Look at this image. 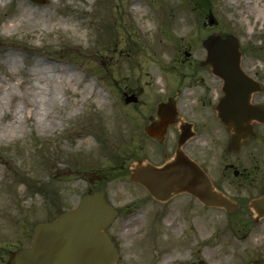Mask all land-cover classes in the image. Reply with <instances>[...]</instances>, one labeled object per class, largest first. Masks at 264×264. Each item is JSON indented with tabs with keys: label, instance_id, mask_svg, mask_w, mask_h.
<instances>
[{
	"label": "rangeland",
	"instance_id": "374dc122",
	"mask_svg": "<svg viewBox=\"0 0 264 264\" xmlns=\"http://www.w3.org/2000/svg\"><path fill=\"white\" fill-rule=\"evenodd\" d=\"M209 34L237 39L241 68L261 80L254 99L264 105V0H0V264L29 246L36 223L101 187L115 207L135 209L108 230L116 264H264V220L243 229L221 208L195 203L155 221L159 208L128 179L132 111L122 92L131 83L151 87L168 66L184 70L185 53L203 59ZM36 61L76 73L58 81L42 115V83L29 79ZM255 131L238 152L207 162L213 183L241 203L264 193V125Z\"/></svg>",
	"mask_w": 264,
	"mask_h": 264
},
{
	"label": "water",
	"instance_id": "95a60500",
	"mask_svg": "<svg viewBox=\"0 0 264 264\" xmlns=\"http://www.w3.org/2000/svg\"><path fill=\"white\" fill-rule=\"evenodd\" d=\"M202 44L206 55L201 65H208L223 80V95L216 111L231 130L228 150L236 152L242 140L255 135L253 122L264 124V106L251 103L252 94L262 88L240 68L241 52L236 39L212 34ZM125 102L129 99L125 98ZM237 174L235 170L234 175ZM130 180L144 186L160 201L189 193L204 205L222 207L229 214L237 210V204L218 191L197 164L179 154L159 167L137 163ZM249 206L257 216H263L264 196L251 200ZM116 215L117 211L105 201L103 190L84 193L74 207L52 221L34 225L30 245L12 251L6 264H115L117 251L106 228ZM249 264L261 262L251 260Z\"/></svg>",
	"mask_w": 264,
	"mask_h": 264
},
{
	"label": "flooded vegetation",
	"instance_id": "af4514ba",
	"mask_svg": "<svg viewBox=\"0 0 264 264\" xmlns=\"http://www.w3.org/2000/svg\"><path fill=\"white\" fill-rule=\"evenodd\" d=\"M190 58L188 55L181 60L184 70L173 71L176 66H168L169 71L156 78L151 87L146 84L128 85L126 93L130 102L127 105L132 111L129 120L132 155L130 171L137 163L160 166L179 154L195 162L210 175L211 168L207 162L228 153L230 130L221 123L215 110L222 96V79L208 66L200 65L201 59ZM254 95L252 101L257 102ZM135 112H138L137 117H133ZM224 169L234 168L227 162ZM136 185L144 190V198L151 199L153 205L159 208L150 216L155 221L180 212L186 214L187 209L191 211L193 204L198 203L195 197L187 193L175 195L164 202L157 201L143 186ZM238 205V214L246 213L254 220L256 214L248 205ZM134 210L119 207L117 218L124 211L130 214ZM240 218L242 215H239ZM263 220L264 216L254 223Z\"/></svg>",
	"mask_w": 264,
	"mask_h": 264
},
{
	"label": "bare ground",
	"instance_id": "6f19581e",
	"mask_svg": "<svg viewBox=\"0 0 264 264\" xmlns=\"http://www.w3.org/2000/svg\"><path fill=\"white\" fill-rule=\"evenodd\" d=\"M136 7H138V4H136ZM7 60L11 63H15L17 60V55L14 53H9ZM51 66L52 65L49 63L41 64L40 61H36V63L32 65L31 69L29 70V74L31 76L29 79L35 81L37 80L38 82L42 83V88H40V86L35 87L36 89L38 88L39 92V98L38 101H36L37 105H35L36 115L37 113L38 115H42L44 110H46L47 107H49L56 101L55 89H57L56 87L58 81H61L62 79L64 80L66 77L71 79L76 76V73L71 69L64 68V70L62 69V71H54L53 69H51ZM43 124L44 122L38 120L39 126ZM14 126L15 125H12L11 128H14ZM179 252H181V249L172 251V255L175 257V259H177V255ZM169 258L170 257H166L163 261V264L167 263L170 260ZM186 262L187 264H193L191 259H186Z\"/></svg>",
	"mask_w": 264,
	"mask_h": 264
}]
</instances>
